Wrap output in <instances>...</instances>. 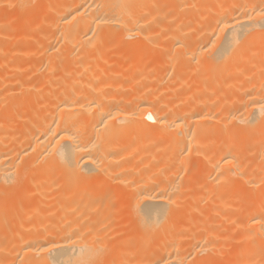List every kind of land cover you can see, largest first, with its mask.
<instances>
[{
    "label": "bare ground",
    "instance_id": "1",
    "mask_svg": "<svg viewBox=\"0 0 264 264\" xmlns=\"http://www.w3.org/2000/svg\"><path fill=\"white\" fill-rule=\"evenodd\" d=\"M0 264H264V0H0Z\"/></svg>",
    "mask_w": 264,
    "mask_h": 264
},
{
    "label": "snow or ice",
    "instance_id": "2",
    "mask_svg": "<svg viewBox=\"0 0 264 264\" xmlns=\"http://www.w3.org/2000/svg\"><path fill=\"white\" fill-rule=\"evenodd\" d=\"M149 119H151V117H149Z\"/></svg>",
    "mask_w": 264,
    "mask_h": 264
}]
</instances>
